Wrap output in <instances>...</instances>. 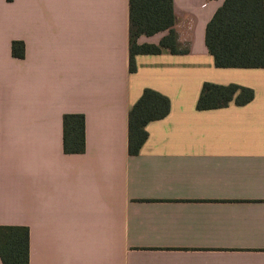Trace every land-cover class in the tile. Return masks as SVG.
<instances>
[{
  "label": "crops",
  "instance_id": "1",
  "mask_svg": "<svg viewBox=\"0 0 264 264\" xmlns=\"http://www.w3.org/2000/svg\"><path fill=\"white\" fill-rule=\"evenodd\" d=\"M224 2L173 0V25L138 38L162 52L131 73L129 0H0V226L28 228L29 264H264V68L215 66ZM205 83L255 97L198 111ZM145 89L171 110L131 155ZM66 115L84 116L82 154Z\"/></svg>",
  "mask_w": 264,
  "mask_h": 264
},
{
  "label": "trees",
  "instance_id": "2",
  "mask_svg": "<svg viewBox=\"0 0 264 264\" xmlns=\"http://www.w3.org/2000/svg\"><path fill=\"white\" fill-rule=\"evenodd\" d=\"M11 1V0H9ZM174 22L173 0H129L130 72L135 73L136 56L155 55L161 48L140 47L142 34L152 35L170 28ZM207 46L217 68H264V2L263 0H225L207 30ZM172 38L165 39L163 49L171 48ZM174 54L177 51L172 50ZM14 57H25L23 42L12 45ZM255 97L252 89L239 85L205 83L197 103L198 111L222 109L235 104L245 106ZM171 110L170 100L151 89H145L129 113V152L138 155L148 139L147 125L163 120ZM86 150L83 115L64 117V151L82 154ZM0 259L2 264H29V230L27 227L0 226Z\"/></svg>",
  "mask_w": 264,
  "mask_h": 264
}]
</instances>
